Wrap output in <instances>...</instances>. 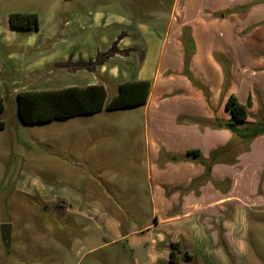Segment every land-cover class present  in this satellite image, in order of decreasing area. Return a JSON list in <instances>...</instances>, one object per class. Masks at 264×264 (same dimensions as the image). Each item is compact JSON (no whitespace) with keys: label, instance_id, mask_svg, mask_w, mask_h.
<instances>
[{"label":"crops","instance_id":"1","mask_svg":"<svg viewBox=\"0 0 264 264\" xmlns=\"http://www.w3.org/2000/svg\"><path fill=\"white\" fill-rule=\"evenodd\" d=\"M161 2L145 9L146 22L108 9L77 16V27L93 30L79 40L78 59L44 61L43 53H34L32 65L36 61L40 68L11 90L74 86L57 80L85 74L84 85L102 84L106 92L111 86L117 92L121 82L149 80L144 104L117 110H141L144 148L133 153L145 179L133 182L128 194L135 205L146 195L150 220L141 222L135 209L139 224L123 225L108 206L129 203L121 201L119 190L104 200L76 195L69 202L89 218L111 214L114 238L129 241L132 264H172V243L179 245L180 264H241L249 212L264 208V133L250 141L232 133L224 126L232 120L225 101L233 94L242 104L250 102L247 121L238 127L264 121V0H172L169 8ZM114 44L118 64H101L99 75L79 68ZM31 85L38 88H25ZM98 164L88 160L90 168Z\"/></svg>","mask_w":264,"mask_h":264},{"label":"rangeland","instance_id":"2","mask_svg":"<svg viewBox=\"0 0 264 264\" xmlns=\"http://www.w3.org/2000/svg\"><path fill=\"white\" fill-rule=\"evenodd\" d=\"M161 1L165 8L172 4V0ZM156 2L0 0V94L4 104L0 112L4 124L0 129V229L10 224L8 242L0 230V264H132L129 241L114 238L116 220L110 218L111 214L107 217L98 213L89 218L77 212L79 208L69 200L76 195L84 200H104L110 191L119 190L121 201L129 203L108 206L123 225L133 221L139 224L133 219L135 209H140L141 222L150 220L151 205L146 195L143 203L135 205L130 202L137 199L128 194L133 182L145 179V173L143 177L141 173L144 166L133 153L144 148L141 124L137 122L142 119L141 110L103 109L94 115L25 124L17 112L16 92L11 89L20 87L23 77L40 68L36 61L32 65L34 53H43L40 58L44 61L64 55L67 62L78 59L82 52L79 40L93 30L77 27V16L108 9L146 22L145 9H152ZM12 13L37 14L36 32L12 30L8 22ZM112 37H117L116 33ZM109 49L94 63L80 62L79 68L95 69L99 75L101 64H118V47L114 44ZM41 78L38 80L45 79ZM86 80L85 74L57 82L84 86ZM15 81L19 84L14 87ZM115 93L116 87L111 86L107 101ZM128 121L135 123L134 128L128 129ZM89 159L100 164L90 168ZM249 218L240 263L264 264V208L261 212L250 210Z\"/></svg>","mask_w":264,"mask_h":264},{"label":"trees","instance_id":"3","mask_svg":"<svg viewBox=\"0 0 264 264\" xmlns=\"http://www.w3.org/2000/svg\"><path fill=\"white\" fill-rule=\"evenodd\" d=\"M9 25L18 29H37L38 17L35 13H12L8 16ZM149 80L126 81L118 83L117 92L107 101V92L102 84L68 86L51 90H21L15 94L17 112L25 124L63 120L76 116L97 113L103 109L117 110L134 107L146 102ZM250 102L240 103L231 94L225 101V108L231 114V121L224 124L232 133L243 140L264 133V121L257 122L252 127L240 128L239 124L247 121V108ZM3 97L0 94V112L3 110ZM4 124L0 121V129ZM177 243L170 245L169 262L180 264L176 259Z\"/></svg>","mask_w":264,"mask_h":264},{"label":"water","instance_id":"4","mask_svg":"<svg viewBox=\"0 0 264 264\" xmlns=\"http://www.w3.org/2000/svg\"><path fill=\"white\" fill-rule=\"evenodd\" d=\"M1 235L4 238L5 241L9 240L10 236V224H3L1 225Z\"/></svg>","mask_w":264,"mask_h":264},{"label":"flooded vegetation","instance_id":"5","mask_svg":"<svg viewBox=\"0 0 264 264\" xmlns=\"http://www.w3.org/2000/svg\"><path fill=\"white\" fill-rule=\"evenodd\" d=\"M8 242V241H7Z\"/></svg>","mask_w":264,"mask_h":264}]
</instances>
